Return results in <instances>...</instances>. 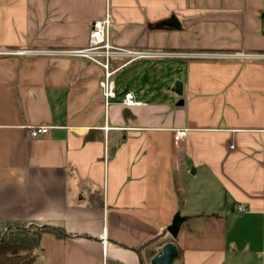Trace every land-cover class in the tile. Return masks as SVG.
Returning <instances> with one entry per match:
<instances>
[{"label": "crops", "instance_id": "0c3cea01", "mask_svg": "<svg viewBox=\"0 0 264 264\" xmlns=\"http://www.w3.org/2000/svg\"><path fill=\"white\" fill-rule=\"evenodd\" d=\"M108 9L113 46L171 57L118 71L107 105L98 65L24 52L87 48ZM177 214L174 264H264V0H0V228L63 232L35 264H150Z\"/></svg>", "mask_w": 264, "mask_h": 264}, {"label": "built area", "instance_id": "2783aa9c", "mask_svg": "<svg viewBox=\"0 0 264 264\" xmlns=\"http://www.w3.org/2000/svg\"><path fill=\"white\" fill-rule=\"evenodd\" d=\"M114 23V18L108 9L104 16L93 22L89 35V46L85 49L74 51H59V52H24L25 54H50L64 56L70 58H80L91 61L101 67L104 71L102 81L100 83L102 95L108 105V102L117 98V85L115 76L124 67L137 61H153L171 57V55L162 52H152L144 50L126 49L113 46L111 43V28ZM232 59L253 57L247 55H232ZM120 61L119 66H113V62ZM122 104L126 107H138L143 103L136 101L132 93H126ZM50 127L39 126L30 129V137L33 139L45 136L49 133ZM188 136L187 129L173 130V146L178 149ZM240 211H244L241 209ZM107 241L104 235V244Z\"/></svg>", "mask_w": 264, "mask_h": 264}, {"label": "trees", "instance_id": "16d2710c", "mask_svg": "<svg viewBox=\"0 0 264 264\" xmlns=\"http://www.w3.org/2000/svg\"><path fill=\"white\" fill-rule=\"evenodd\" d=\"M115 67V64L113 63ZM118 146L110 150V157ZM7 231V232H6ZM45 233H51L58 237H63L61 230L52 227H34L25 223H13L0 229V264H35L37 261V251L40 249L41 239ZM173 239L163 241L165 244ZM180 258H182V252Z\"/></svg>", "mask_w": 264, "mask_h": 264}, {"label": "water", "instance_id": "95a60500", "mask_svg": "<svg viewBox=\"0 0 264 264\" xmlns=\"http://www.w3.org/2000/svg\"><path fill=\"white\" fill-rule=\"evenodd\" d=\"M167 27H179L180 24L176 18H172L167 22L162 24ZM172 93L176 94L179 97H182L184 94L183 83L178 81L172 89ZM179 106L183 105V101L181 100L178 103ZM185 218L181 217L180 214H177L173 220L172 225L168 228V233L175 241L178 239L179 233L181 231V227L185 222ZM169 242L165 244L162 248H160L157 254L153 257L150 264H174L180 258V252L178 246L175 242ZM107 264H120L117 261L109 260Z\"/></svg>", "mask_w": 264, "mask_h": 264}, {"label": "rangeland", "instance_id": "374dc122", "mask_svg": "<svg viewBox=\"0 0 264 264\" xmlns=\"http://www.w3.org/2000/svg\"><path fill=\"white\" fill-rule=\"evenodd\" d=\"M145 62H147V61H145ZM160 66L161 67H167L168 66V62L165 61L164 59H162V60L160 59ZM169 87H170L169 85H160V100H162L164 98H166V100H169V101H172V100L176 99L177 95L174 94V93L169 92L168 91ZM177 97H179V96H177ZM173 102H174V107L175 106L177 107L179 101L176 102V100H175ZM0 229H2V228H0Z\"/></svg>", "mask_w": 264, "mask_h": 264}]
</instances>
